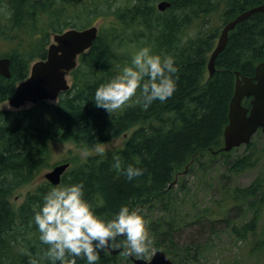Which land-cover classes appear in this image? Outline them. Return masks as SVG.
<instances>
[{
	"label": "trees",
	"instance_id": "trees-1",
	"mask_svg": "<svg viewBox=\"0 0 264 264\" xmlns=\"http://www.w3.org/2000/svg\"><path fill=\"white\" fill-rule=\"evenodd\" d=\"M159 1L8 0L6 15L0 7V41L6 44L2 56L9 59V76L0 75V102L28 75L30 63L45 56L50 34L101 19L90 47L78 56L69 73V88L56 101L41 100L16 110L0 108V264H29L30 255L39 264H51L43 258L46 246L39 240L33 210L52 187L75 183L83 184V198L101 219H111L124 205L140 209L153 241L151 248L162 249L173 263L178 257L184 264L195 256L190 258V247H178L172 236L182 223L177 214L183 199L178 193L187 188L182 174L204 172L218 158L223 167L220 176L227 178L254 166L264 154V148L251 140L244 145L249 152L238 157L232 155L237 148L221 149L235 72L252 76L255 66L264 62V10L252 12L228 31L210 76L207 70L221 26L264 0H164L169 6L163 11L156 8ZM141 47H150L162 58H174L178 72L173 95L164 102L153 101L144 110L136 103L137 90V97L121 110L109 114L97 108L96 88L129 64ZM242 104L248 107L249 97ZM120 136L121 144L103 152L88 153L82 159L69 156L65 160L70 165L57 184L43 179L19 202L12 201L19 189L49 166L50 142L70 141L89 150ZM115 155L123 166L140 167L144 174L127 180L113 167ZM257 192L260 198L247 199ZM223 196L225 186L220 206L236 199L252 202V218L232 224L230 231L239 239L254 233L264 199V176L243 189L235 186ZM203 214L209 221L220 219L207 208L198 210L194 218ZM262 238H258L259 247L264 245ZM124 250L101 251L97 264H127L129 258L118 261ZM149 251L139 258L144 259ZM76 264L87 261L77 258Z\"/></svg>",
	"mask_w": 264,
	"mask_h": 264
},
{
	"label": "clouds",
	"instance_id": "clouds-1",
	"mask_svg": "<svg viewBox=\"0 0 264 264\" xmlns=\"http://www.w3.org/2000/svg\"><path fill=\"white\" fill-rule=\"evenodd\" d=\"M177 72L173 57L162 58L150 47H141L129 64L96 88L94 104L111 114L128 105L139 90L136 103L147 110L153 101L164 102L173 95ZM97 151L103 152V149L98 147ZM113 160V167L129 181L144 174L140 167L123 166L118 155ZM33 212L39 240L46 246L43 258L51 264H76L77 258L86 259L87 264H97L101 251L121 247L128 249V255L143 257L153 243L140 209L124 205L111 219H101L83 198L82 183L52 187ZM29 264H39V261L30 255Z\"/></svg>",
	"mask_w": 264,
	"mask_h": 264
},
{
	"label": "rangeland",
	"instance_id": "rangeland-1",
	"mask_svg": "<svg viewBox=\"0 0 264 264\" xmlns=\"http://www.w3.org/2000/svg\"><path fill=\"white\" fill-rule=\"evenodd\" d=\"M7 4L8 0H4L3 5L0 3L1 9L4 8L5 15L8 12ZM214 20L216 19L214 18ZM100 21L101 19H96L92 24L98 25ZM51 41L50 34L48 44ZM5 47V42L3 44V41H0V56H2ZM0 108L15 110L8 104L7 100L0 102ZM122 138L123 136L116 137L106 144L97 145L89 150H83L70 141L50 142L49 166L42 169L33 182L19 189L13 196L12 201L16 203L23 199L25 192L41 182L44 179L43 173L51 169L53 165L66 161L65 159L69 156L82 159L86 156L84 155L85 152L87 154L98 152V147L103 150L113 148L121 144ZM251 141L258 148H264V133L257 132L252 136ZM248 152L249 150L244 145H240L236 150L232 151V155L238 157ZM222 171L223 167L220 164V160L214 158L204 172L196 170L192 173L182 174L181 179L185 182L187 188L185 190L182 189L181 193H178L179 198H183L179 202L180 208L177 210L182 223L172 234L174 237L173 242L180 248L190 247L187 254L190 258L195 256V258L188 259L189 261L186 260L184 264H264V245L262 247L257 245L258 238L264 237V199L259 210L254 233H249L250 235L246 238L239 239L230 231L232 224L240 225L252 218L254 205L251 203L255 201V198H260L261 194L257 192L255 197L247 198L248 200L254 198L250 203H248V200L236 199L227 202V205L220 206L221 201H219L222 199L223 186H225L226 196V193H230L233 187L237 186L243 189L256 178L264 176V154L255 161L254 166L244 169L238 175L231 174L227 178H222L220 176ZM202 208H207L209 213H213L214 217H219L220 219L209 221L210 218L207 214L195 219L194 216L197 211ZM153 212L155 214L158 213L155 210ZM196 248L197 250H195ZM149 250L145 259L150 257L154 248L150 247ZM127 252L128 249L126 248L124 253L119 255L121 258L118 261L126 262V258H129ZM129 261L127 262L129 263ZM180 263L177 257V261L175 260L173 264Z\"/></svg>",
	"mask_w": 264,
	"mask_h": 264
},
{
	"label": "water",
	"instance_id": "water-1",
	"mask_svg": "<svg viewBox=\"0 0 264 264\" xmlns=\"http://www.w3.org/2000/svg\"><path fill=\"white\" fill-rule=\"evenodd\" d=\"M169 6L167 1H159L156 8L163 11ZM264 10V2L239 13L235 18L223 24L215 46L209 56L207 69L209 76L214 70V58L223 49L227 32L236 23L247 18L252 12ZM97 32L96 25L84 28H67L52 35V41L46 48L43 58L30 64L29 73L15 86L8 104L15 109L35 104L38 101H55L59 94L69 88V73L76 66L78 55L86 51ZM9 59L0 57V75L8 77ZM250 97L249 107L242 105V98ZM227 124L223 129V151L247 144L251 136L260 129L264 132V62L258 63L252 76H240L235 72L233 94L228 103ZM62 162L43 173L51 184L59 182L60 175L68 167ZM121 248L109 249L112 254ZM129 264H172V260L161 249H156L148 259L132 257Z\"/></svg>",
	"mask_w": 264,
	"mask_h": 264
},
{
	"label": "flooded vegetation",
	"instance_id": "flooded-vegetation-1",
	"mask_svg": "<svg viewBox=\"0 0 264 264\" xmlns=\"http://www.w3.org/2000/svg\"><path fill=\"white\" fill-rule=\"evenodd\" d=\"M1 12V11H0ZM0 18H2V21H3V16L0 15Z\"/></svg>",
	"mask_w": 264,
	"mask_h": 264
},
{
	"label": "bare ground",
	"instance_id": "bare-ground-1",
	"mask_svg": "<svg viewBox=\"0 0 264 264\" xmlns=\"http://www.w3.org/2000/svg\"><path fill=\"white\" fill-rule=\"evenodd\" d=\"M67 18V17H66Z\"/></svg>",
	"mask_w": 264,
	"mask_h": 264
}]
</instances>
